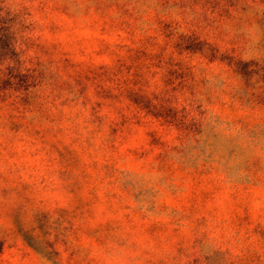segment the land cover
Masks as SVG:
<instances>
[{"label":"rangeland","instance_id":"1","mask_svg":"<svg viewBox=\"0 0 264 264\" xmlns=\"http://www.w3.org/2000/svg\"><path fill=\"white\" fill-rule=\"evenodd\" d=\"M0 264H264V0H0Z\"/></svg>","mask_w":264,"mask_h":264}]
</instances>
